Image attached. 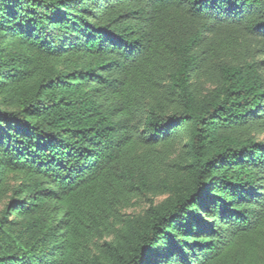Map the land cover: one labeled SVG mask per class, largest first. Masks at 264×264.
Returning a JSON list of instances; mask_svg holds the SVG:
<instances>
[{"label":"trees","instance_id":"16d2710c","mask_svg":"<svg viewBox=\"0 0 264 264\" xmlns=\"http://www.w3.org/2000/svg\"><path fill=\"white\" fill-rule=\"evenodd\" d=\"M0 204V264H264V0H0Z\"/></svg>","mask_w":264,"mask_h":264},{"label":"rangeland","instance_id":"374dc122","mask_svg":"<svg viewBox=\"0 0 264 264\" xmlns=\"http://www.w3.org/2000/svg\"><path fill=\"white\" fill-rule=\"evenodd\" d=\"M162 199V197L157 198L155 201L158 202ZM147 205V203L145 202V200H140L138 202L135 203V205L133 207H131L129 210H127V212H139L141 211L145 206ZM2 208V204H0V210Z\"/></svg>","mask_w":264,"mask_h":264}]
</instances>
